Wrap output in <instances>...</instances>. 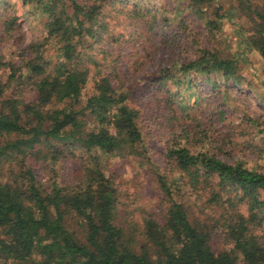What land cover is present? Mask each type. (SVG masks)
I'll list each match as a JSON object with an SVG mask.
<instances>
[{
    "label": "trees",
    "instance_id": "obj_1",
    "mask_svg": "<svg viewBox=\"0 0 264 264\" xmlns=\"http://www.w3.org/2000/svg\"><path fill=\"white\" fill-rule=\"evenodd\" d=\"M21 1L44 17V33L20 50L19 62L0 54V264H264V119L246 115L240 127L231 106L203 109L196 81L260 93L244 72L251 53L264 61V9L255 0L227 9L220 0H178L176 15H195L210 34L242 13L238 46L225 55L193 38L192 59L171 56L140 89L116 70L108 45L119 35L110 21L146 19L154 28L148 5ZM18 20V2L0 0V42ZM170 21L164 16L162 26ZM184 23H171L166 47ZM150 115L179 126L161 164L145 144ZM128 158L156 183L159 210L130 206L135 199L113 166Z\"/></svg>",
    "mask_w": 264,
    "mask_h": 264
},
{
    "label": "rangeland",
    "instance_id": "obj_2",
    "mask_svg": "<svg viewBox=\"0 0 264 264\" xmlns=\"http://www.w3.org/2000/svg\"><path fill=\"white\" fill-rule=\"evenodd\" d=\"M15 1L18 2L19 25L11 38L0 42V54H4L7 58L19 62L20 50L27 47L44 33L42 26L44 17L30 12L21 0ZM124 1L127 4H123V6L126 5L129 8L137 7L136 3H138V8L146 4L151 9L149 16L156 14L158 18V23L154 28H151L150 24L152 22L149 21L150 23H148L146 19L131 20L122 16L119 19L116 18L110 21L111 27L119 35L117 43L108 45L114 55L113 59L117 61L116 70L126 85L140 87V89L146 87L148 79L169 63L171 56L179 60L192 59L195 55L193 38H198L201 44L207 48L219 49L225 55L231 54L233 50H236L239 41L236 28L241 23L246 25L248 21L242 13H233V15L223 18L222 29L210 34L195 15L187 11L176 15L177 11L175 12L174 10V4L178 0ZM255 2L264 9V0H255ZM220 3L225 9L231 4L237 5L236 0H220ZM184 5V3H181V6ZM164 16L171 20L170 24L164 25L165 27L162 26ZM180 18L185 20L184 24L188 26L187 30L183 32V36L179 38L178 42L174 45L173 43L170 44L172 48L166 47L163 43L164 39L172 35V30L176 28V25L173 27L171 23L179 24ZM166 31L168 33H165ZM95 54L100 59L101 56L99 57L97 51ZM250 56L248 59L250 58L253 64L249 69L245 68L244 75L247 80H250L259 89L260 93L250 88L247 84L239 88L235 86L223 87L219 91H214L211 84L206 83L200 76L196 77L198 82L197 95L201 99L204 98L202 100L203 109L205 107L215 108L223 106L230 110L231 106L235 112H233L234 110L229 111L230 118L240 127H245L246 121H242V119L246 115L264 119V100L261 97V94H264V87H261L264 82V61L257 53H251ZM215 92L217 93L215 94ZM197 95L188 97L189 95L185 92L188 102L191 101V103L195 101ZM149 120L150 126L145 125L146 127H144L145 144L148 146L152 159L161 164L163 157L161 148L171 137L172 133L175 130H179V126L172 128L170 118L167 115L161 116L157 121H154L152 115H150ZM256 137L259 139V134ZM247 154L249 158L254 156L249 154V152ZM66 162L69 163V160H66ZM260 163L264 165L263 158L260 159ZM113 166L116 174H118V181L122 184V189L129 194L131 201L135 199L134 203L130 205L131 207L140 205L146 208L156 207V210H159L155 203L159 196V189L148 172H146L145 167H142L137 160L132 158L117 159V163ZM68 171L69 168H66L64 172L68 173Z\"/></svg>",
    "mask_w": 264,
    "mask_h": 264
}]
</instances>
